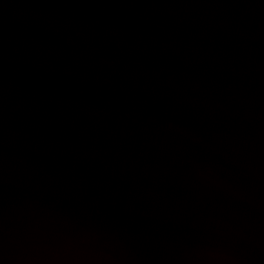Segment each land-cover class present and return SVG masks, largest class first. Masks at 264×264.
I'll use <instances>...</instances> for the list:
<instances>
[{"label": "water", "instance_id": "1", "mask_svg": "<svg viewBox=\"0 0 264 264\" xmlns=\"http://www.w3.org/2000/svg\"><path fill=\"white\" fill-rule=\"evenodd\" d=\"M0 264H264V0H0Z\"/></svg>", "mask_w": 264, "mask_h": 264}]
</instances>
